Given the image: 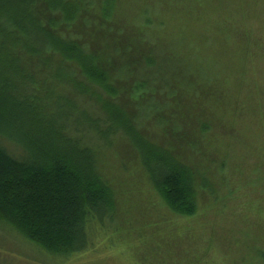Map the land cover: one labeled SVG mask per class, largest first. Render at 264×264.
<instances>
[{
    "label": "trees",
    "instance_id": "obj_1",
    "mask_svg": "<svg viewBox=\"0 0 264 264\" xmlns=\"http://www.w3.org/2000/svg\"><path fill=\"white\" fill-rule=\"evenodd\" d=\"M126 2L0 0V225L53 257L89 251L93 234L110 221L130 217L122 210L125 191L118 190L125 186L122 169L115 176L118 172L106 165L96 142L112 147L124 141L125 152L134 156L125 165L130 174L149 184L170 214L192 218L199 195L212 192L210 179L216 175L206 173L205 161L195 163L193 150L201 149L196 159L205 156L222 170V141L232 137L233 121L244 117L254 99L247 94L238 102L244 79L235 73V82L221 87L222 80L204 74L199 84V77L188 72L183 97L172 98L183 99V109L167 108L168 149L140 135L135 115L148 93L141 89L151 77L142 76L146 81L138 86L135 73L152 60L136 38L137 29L118 15ZM117 43L121 57L106 60ZM259 50L250 59L247 48L234 50L239 72H246L245 64L254 57L264 56V46ZM165 109L155 116L166 115ZM207 114L214 122L215 115L220 119L213 129ZM176 144L185 146L191 159L175 154ZM258 226L261 232L256 229L243 247L247 264H264V227ZM211 264L218 263L212 259Z\"/></svg>",
    "mask_w": 264,
    "mask_h": 264
},
{
    "label": "rangeland",
    "instance_id": "obj_2",
    "mask_svg": "<svg viewBox=\"0 0 264 264\" xmlns=\"http://www.w3.org/2000/svg\"><path fill=\"white\" fill-rule=\"evenodd\" d=\"M126 3L123 14L119 6L118 15L120 18L123 15L137 29L136 38L152 60V64L142 63L135 73L138 86L146 81L142 76L151 77L141 89L148 93L140 100L135 115L139 134H146L148 141L161 142V149H168L167 108L172 105L183 109V99L173 102L172 98L183 97L188 72L199 77V84L205 81L204 74L214 81L222 80L221 87L235 82V73L244 79L238 91L234 87L238 102L247 94L254 96L244 117L233 121L232 127H236L232 137L222 141L226 142L221 148L224 155L221 157L225 159L222 170H217L214 160L205 156L196 159L200 148L192 152L195 163L202 166L205 161L208 165L204 167L206 173L216 172L210 179L212 192L199 195L194 217L172 215L149 184L130 174L129 166L125 165L134 156L125 152L124 141H114L112 147L96 142L108 159L106 165L118 172L115 176L121 173L118 168L122 169L120 175L125 181L121 182L125 186L118 190L120 194L125 191L122 210L130 213V217L123 223L119 218L115 223L108 222L103 230L92 235L89 251L69 258L48 255L0 225V264H211L212 259L218 264H247L243 247L252 241L256 229L261 232L258 225L264 227V56L254 57L245 64L246 72H239L234 50L247 48L246 58L250 59L252 52L263 48L264 0H127ZM120 50L118 43L110 46L105 59L121 57ZM115 65L121 67L116 61ZM184 75L185 83L181 80ZM255 106L258 109L253 113ZM161 108H166V115L160 112L155 116ZM207 116L213 129L220 119L215 115L214 122L212 116ZM178 146L175 154L191 159L185 146ZM214 183H218L215 190ZM138 186L141 195L136 193ZM256 207L261 208L256 211ZM248 252L251 257L253 252L250 249Z\"/></svg>",
    "mask_w": 264,
    "mask_h": 264
}]
</instances>
